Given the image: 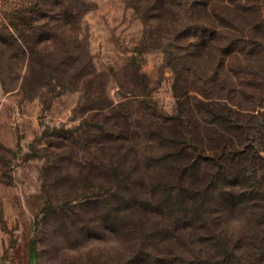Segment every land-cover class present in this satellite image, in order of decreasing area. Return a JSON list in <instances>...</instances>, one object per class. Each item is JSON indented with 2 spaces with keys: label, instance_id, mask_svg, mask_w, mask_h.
<instances>
[{
  "label": "rangeland",
  "instance_id": "1",
  "mask_svg": "<svg viewBox=\"0 0 264 264\" xmlns=\"http://www.w3.org/2000/svg\"><path fill=\"white\" fill-rule=\"evenodd\" d=\"M131 3L0 0V264H133L140 243L128 199L138 181L151 193L156 170L136 131L148 109L179 113L175 88L214 110L209 123L184 121L192 143L225 173L239 170L258 197L225 217L230 263L264 264V0L207 8L256 11L244 37L255 44L226 58L237 90L223 98L208 72L183 75L179 54L145 39ZM139 218L159 221L143 210Z\"/></svg>",
  "mask_w": 264,
  "mask_h": 264
},
{
  "label": "trees",
  "instance_id": "2",
  "mask_svg": "<svg viewBox=\"0 0 264 264\" xmlns=\"http://www.w3.org/2000/svg\"><path fill=\"white\" fill-rule=\"evenodd\" d=\"M131 1L134 10L142 13L145 39L163 44L161 48L167 56L179 54L183 75L192 77L208 72L220 84L222 93L217 94L222 98L226 96L225 91L237 90L225 71L226 58H237L245 52V44L251 47L255 44L252 38L244 40L247 29L257 24L254 9H223L222 5V9H207L214 1H221L227 8L235 0ZM141 7L144 9H137ZM175 93L178 114L163 116L150 107L141 115L145 123L142 131H136L137 136L142 135L152 144L145 161L147 165L155 162L149 166L156 170L147 177L151 193L143 195V184L138 181L137 190L128 199L134 202L133 216L128 221L129 234L140 243L132 262L232 264L229 258L234 256L233 251L224 242L225 217L243 206L249 207L258 197L239 170L225 173L227 168L222 159L217 160L202 146L198 149L199 145L192 143L184 121L199 119L209 123L206 115L214 116V110L205 100L190 97L187 91L178 94L175 88ZM104 134L105 140H111L110 132ZM124 135H112V140L126 138L128 141ZM218 146L220 149L221 145ZM153 174L165 180L156 185L151 180ZM142 210L156 214L159 221L144 227L139 218Z\"/></svg>",
  "mask_w": 264,
  "mask_h": 264
}]
</instances>
